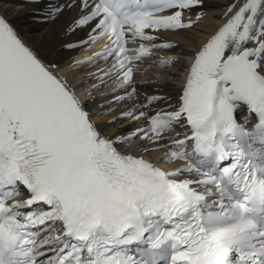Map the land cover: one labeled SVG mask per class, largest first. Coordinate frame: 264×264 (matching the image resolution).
<instances>
[{
  "label": "snow or ice",
  "instance_id": "obj_1",
  "mask_svg": "<svg viewBox=\"0 0 264 264\" xmlns=\"http://www.w3.org/2000/svg\"><path fill=\"white\" fill-rule=\"evenodd\" d=\"M69 6L80 45L106 41L96 56L122 100L139 96L136 62L173 49L164 34L194 28L205 0ZM220 19L174 101L145 95L106 122L144 124L109 135L0 14V264H264V0H230Z\"/></svg>",
  "mask_w": 264,
  "mask_h": 264
},
{
  "label": "bare ground",
  "instance_id": "obj_2",
  "mask_svg": "<svg viewBox=\"0 0 264 264\" xmlns=\"http://www.w3.org/2000/svg\"><path fill=\"white\" fill-rule=\"evenodd\" d=\"M76 0H40L33 3L32 0H0V14L12 22L25 42L36 51L40 57L51 65H55L58 76L68 80L77 95L84 101L88 108L96 113L94 119L97 123L106 127V134L113 135L117 132H125L140 127L144 124V118L139 120H127L117 122L115 127L107 125V121L113 117H120L121 113L132 109L134 105L144 102L145 95H169L174 101L177 90L182 86V75L186 68L185 59L204 43L214 30L222 23L220 19L224 15V7L230 0H205L203 18L196 23L195 27L178 33H165V38L173 43L175 47L171 50L162 48L159 60L151 65L144 63L139 67L152 71L157 78H145L140 74L133 77L134 85L139 96L132 99L116 100L114 97H123L124 91L119 88L120 80L116 79V73L109 71L104 74L102 70L110 68L109 65L99 63L96 54L88 56L91 50L80 54L90 45H80L82 39H86V30L76 29L73 31V22L80 15L78 7H70ZM51 7H63V10L55 17L49 16ZM193 9L190 15L195 19L196 12ZM67 45H73L68 47ZM165 55L166 57H163ZM88 56V57H87ZM93 58V59H89ZM99 58V57H97ZM176 61V67L163 66L161 61ZM147 70H142L141 73ZM171 76L169 79L167 77ZM102 81V82H101ZM98 83H101L99 86ZM85 93H88L85 95ZM91 96L92 99H90ZM88 97V98H87ZM90 99V100H87ZM103 106V107H101ZM112 111V115H102ZM181 131L179 127L169 135L174 136ZM140 141H135L128 146L134 149ZM128 149H124L127 151ZM168 151L160 148L147 155V158L155 160L163 157ZM171 167L174 164H158L157 166Z\"/></svg>",
  "mask_w": 264,
  "mask_h": 264
},
{
  "label": "rangeland",
  "instance_id": "obj_3",
  "mask_svg": "<svg viewBox=\"0 0 264 264\" xmlns=\"http://www.w3.org/2000/svg\"><path fill=\"white\" fill-rule=\"evenodd\" d=\"M169 66V65H168ZM142 73H140V76H143V75H141ZM144 76H145V78H150V76H153L152 78H157V76H156V74H151V73H148V72H146V73H144ZM171 76H169V77H167V79H169ZM171 79V78H170Z\"/></svg>",
  "mask_w": 264,
  "mask_h": 264
}]
</instances>
